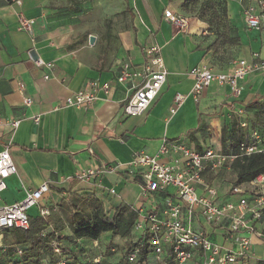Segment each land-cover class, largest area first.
I'll list each match as a JSON object with an SVG mask.
<instances>
[{"label": "crops", "instance_id": "1", "mask_svg": "<svg viewBox=\"0 0 264 264\" xmlns=\"http://www.w3.org/2000/svg\"><path fill=\"white\" fill-rule=\"evenodd\" d=\"M98 1L0 0V151L8 149L17 169V174L5 181L2 203L19 201L26 191L48 182L49 192L39 205L47 215L53 211L60 214L59 205L69 190L81 198L98 199L105 212L112 213L121 204L136 209L145 200L139 197L138 179L124 171L106 173L89 183L70 177L79 169L126 164L138 151L154 155L163 139L181 141L197 152L212 149L223 154L222 133L223 129L230 132L231 120L238 127L246 122L247 128H254V109L249 106L264 98V72L246 76L238 97H233L227 86L217 84L205 89L198 102L189 95L192 80L187 73L195 66L228 72L235 60L249 61L253 54L264 58V34L246 28L237 0H226V6L239 44L231 49L223 66L215 60L226 59L221 50L218 55L206 50L214 38L208 25L183 11L184 0H103L102 7ZM256 1L251 0L252 4ZM83 10L89 14L84 22ZM165 10L185 18L187 25L179 28L166 21ZM20 15L32 21L30 31L19 30ZM153 46L161 49L166 81L143 114L127 116L123 103L132 90L131 83L116 82L120 67L125 62L142 66L146 51ZM37 60L52 66H36ZM90 82L97 85V97L89 108L63 107L68 97L88 89ZM104 84H109L107 90L102 89ZM177 94L186 95V99L171 114ZM24 97L31 98L30 105H24ZM34 117H39L38 124ZM13 120L20 121L15 130L8 125ZM247 128L242 130L246 133ZM231 164L217 170L207 167L203 174L204 181L216 189L219 201L233 199L229 191L234 184L222 191L226 175L234 183ZM154 197L161 203L164 195ZM29 215L38 216V208L31 209ZM59 218L65 223L60 231L65 246L71 241V232L66 220ZM224 226L205 225L201 217L194 223L195 229L205 230L211 241L223 246L227 244ZM256 229L264 233L263 217ZM103 236L110 240L108 234ZM127 240L113 239L109 261L118 260ZM98 242L81 239L74 243L91 247ZM251 243L250 258L239 264L264 260V239L252 236ZM168 258L169 254L164 255L165 261Z\"/></svg>", "mask_w": 264, "mask_h": 264}, {"label": "built area", "instance_id": "2", "mask_svg": "<svg viewBox=\"0 0 264 264\" xmlns=\"http://www.w3.org/2000/svg\"><path fill=\"white\" fill-rule=\"evenodd\" d=\"M242 7V19L247 29L264 34V0H237ZM19 3V1H17ZM164 19L173 25L184 28L185 18L165 10ZM32 21L18 17L19 30L30 31ZM146 62L137 67L129 62L121 65L116 78L117 83H131L129 97L123 103V113L127 116L143 114L159 94L166 81L167 72L158 46L150 47L146 53ZM36 66L50 68V63L35 61ZM264 72V58L256 54L247 61H233L228 72H214L207 65L193 67L187 73L192 80L189 95L198 102L203 91L212 84L227 86L233 97L241 94V82L246 76ZM46 79L48 77H45ZM138 80V83H134ZM22 85H19V89ZM109 84L102 89L107 90ZM95 82L89 83L88 89H81L65 100L64 108L87 109L96 100ZM186 95L177 94L173 99L170 113L184 103ZM28 106L32 100L23 98ZM39 117L33 121L38 124ZM19 120L8 123L14 130ZM1 124V122H0ZM247 128L246 122L240 123ZM264 154V140L254 128H247L246 138L237 145V154L225 155L215 153L212 149L197 152L181 141H161L158 151L150 155L145 151L135 152L126 164L115 166L102 165L99 168L79 169L70 180L89 183L106 173L124 171L136 177L139 183V197L145 200L141 207L133 209L137 217L133 224V235L141 241L147 239L150 256L156 264H239L246 263L251 254V237L264 239V233L256 229V223L264 211V173L244 185H233L229 195L231 200L219 201L216 189L210 187L203 178L207 167L212 170L233 162L236 158L254 154ZM17 174V169L9 151H0V251L8 250L5 235L13 229L28 228L29 212L38 208L39 216H46L47 210L40 207V201L49 192L48 182H43L36 189L25 192L24 197L12 204L2 203L1 193L6 189V180ZM162 194L161 203L154 195ZM196 217L210 226L223 227L225 246L214 243L203 229H195ZM17 255L21 249L16 247ZM54 251L58 253V249ZM139 249L127 255V261L133 264H148L147 260L139 261ZM169 254L165 261L164 255ZM95 261V260H94ZM97 262V260H96ZM60 264H64L61 262Z\"/></svg>", "mask_w": 264, "mask_h": 264}, {"label": "trees", "instance_id": "3", "mask_svg": "<svg viewBox=\"0 0 264 264\" xmlns=\"http://www.w3.org/2000/svg\"><path fill=\"white\" fill-rule=\"evenodd\" d=\"M181 8L191 16L208 25L209 33L214 37L206 50L218 55L222 45L235 47L239 39L228 34L226 30L227 6L226 0H184ZM233 31L232 28L230 29ZM227 31V32H226ZM217 63L221 57H215ZM224 60V59H223ZM220 66V64H219ZM254 109V117L251 124L264 140V98L249 106ZM246 133L231 120V130L223 129L221 147L223 154H237V145L245 140ZM235 174L234 185H245L253 181L258 175L264 173V154H254L248 157L236 158L232 164ZM112 213L105 212L103 204L96 198H81L70 190L59 205V212L55 211L46 216H29L26 230L13 229L8 232L13 237L11 242L5 238L8 250L0 251V264H83L84 256L79 254L82 245L75 241L81 239L99 240L108 234L110 240L105 254L98 262L93 264H133L127 261V255L139 249V261L147 260L148 264H156L150 256L147 239L140 240L133 235V224L137 217L135 211L126 205H119ZM59 217L66 220V225L71 232V241L67 245L62 244L65 237L60 236V231L65 224ZM264 218V215H262ZM128 238L133 240L126 248L123 256L116 262L109 261L114 247V238ZM71 244L72 247L69 246ZM21 249L17 255L15 248ZM58 249V253L54 249ZM255 264H264V260H258Z\"/></svg>", "mask_w": 264, "mask_h": 264}, {"label": "rangeland", "instance_id": "4", "mask_svg": "<svg viewBox=\"0 0 264 264\" xmlns=\"http://www.w3.org/2000/svg\"><path fill=\"white\" fill-rule=\"evenodd\" d=\"M104 1L103 0H99L97 2V5L99 7H102L104 6ZM87 11H82V14L84 15V17L82 18V21L84 22L85 21V18L86 17H89V14H85ZM226 31L228 34H230V36L233 35V31L231 32V28H232V25H231V21L229 19V16H228V12H227V17H226ZM212 41V40H211ZM221 49H222V54L225 55L226 59H227V55H231V49H235V47H230V46H227V45H222L221 46ZM220 60L219 61V64L220 66H223V65H226L227 64V61L230 59V57L227 59V60ZM232 59V58H231ZM232 174H234V172L232 171L231 172ZM227 179H226V183L224 185V189L222 191H227V189L233 185V178H229V174L225 176ZM5 238L8 242H11L13 237L12 235L9 233H7L5 235ZM133 240L131 239H128L125 246L123 247L122 249V253H121V256H123V253L125 252L126 248L128 247V245H130L132 243ZM108 240L105 236H102L100 239H99V242H98V245H91V247H85V245H82L81 249L78 251L79 254H82L84 256V262L83 264H93L95 263V259L98 258L99 260L102 259V256L105 254L106 252V248L108 246ZM119 245H123V242L119 241ZM122 247V246H120Z\"/></svg>", "mask_w": 264, "mask_h": 264}, {"label": "water", "instance_id": "5", "mask_svg": "<svg viewBox=\"0 0 264 264\" xmlns=\"http://www.w3.org/2000/svg\"><path fill=\"white\" fill-rule=\"evenodd\" d=\"M93 42H94L93 37H90V38H89V43L92 44ZM29 55H30V57H31L33 60H35V59L37 58L36 55H35V53H34L33 51H30Z\"/></svg>", "mask_w": 264, "mask_h": 264}]
</instances>
